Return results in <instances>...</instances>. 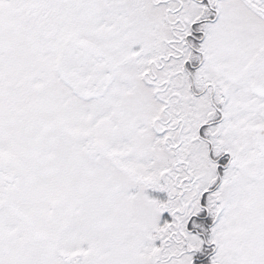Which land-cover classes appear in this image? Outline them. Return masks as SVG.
Listing matches in <instances>:
<instances>
[{
	"label": "snow or ice",
	"instance_id": "snow-or-ice-1",
	"mask_svg": "<svg viewBox=\"0 0 264 264\" xmlns=\"http://www.w3.org/2000/svg\"><path fill=\"white\" fill-rule=\"evenodd\" d=\"M0 264H264V0H0Z\"/></svg>",
	"mask_w": 264,
	"mask_h": 264
}]
</instances>
